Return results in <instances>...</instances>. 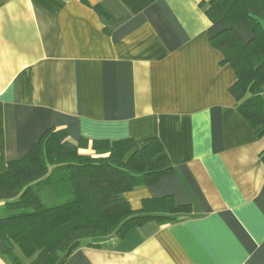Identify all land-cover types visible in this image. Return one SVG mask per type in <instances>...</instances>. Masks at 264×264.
<instances>
[{
    "label": "crops",
    "instance_id": "1",
    "mask_svg": "<svg viewBox=\"0 0 264 264\" xmlns=\"http://www.w3.org/2000/svg\"><path fill=\"white\" fill-rule=\"evenodd\" d=\"M211 1L0 0V175L49 129L138 149L158 137L175 172L126 200L135 211L165 196L191 207L59 264H264V137L211 43L228 26L209 20ZM0 264H10L1 253Z\"/></svg>",
    "mask_w": 264,
    "mask_h": 264
},
{
    "label": "trees",
    "instance_id": "2",
    "mask_svg": "<svg viewBox=\"0 0 264 264\" xmlns=\"http://www.w3.org/2000/svg\"><path fill=\"white\" fill-rule=\"evenodd\" d=\"M206 15L228 25L211 43L237 76L231 93L239 112L263 138L264 0H212ZM240 24L252 30L250 40ZM165 150L158 137L138 149L131 138L73 143L67 129L47 130L0 175V205L8 212L0 214L1 255L10 264H59L84 244L97 247L101 239H123L133 228L190 214L173 196L146 199L137 211L126 200L127 193L175 172Z\"/></svg>",
    "mask_w": 264,
    "mask_h": 264
},
{
    "label": "rangeland",
    "instance_id": "3",
    "mask_svg": "<svg viewBox=\"0 0 264 264\" xmlns=\"http://www.w3.org/2000/svg\"><path fill=\"white\" fill-rule=\"evenodd\" d=\"M7 213L8 212H7L6 208H5V205L4 204L0 205V214H1V216L6 215Z\"/></svg>",
    "mask_w": 264,
    "mask_h": 264
}]
</instances>
